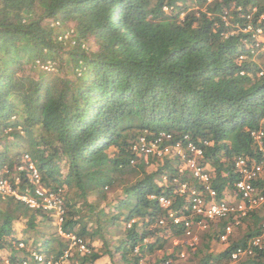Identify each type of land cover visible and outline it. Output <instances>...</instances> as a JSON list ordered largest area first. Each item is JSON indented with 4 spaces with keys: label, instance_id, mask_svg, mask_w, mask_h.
I'll list each match as a JSON object with an SVG mask.
<instances>
[{
    "label": "trees",
    "instance_id": "obj_1",
    "mask_svg": "<svg viewBox=\"0 0 264 264\" xmlns=\"http://www.w3.org/2000/svg\"><path fill=\"white\" fill-rule=\"evenodd\" d=\"M253 7L258 9L251 18L255 26L264 14V0H0V145L14 136L16 142L34 147L44 179L67 185L73 203L83 200L85 221L75 219L79 209L75 213L71 206L66 229L81 222L82 234L104 242L98 251L92 247L90 254L75 255L70 264H97L105 255L115 256L116 251L106 247L108 225L99 216L103 209L97 211L99 206L88 197L97 193L106 199V192L118 186L119 175L141 176L122 191L128 198L119 207L129 210L127 220L151 219L142 234L137 223L126 228L117 247L122 264L138 259L133 254L136 245L142 254L164 247L167 240L143 243L162 232L153 224L165 215L148 195H173V182L157 184L164 171L171 181L187 178L178 172V161H167L154 171L140 161L131 165L132 147L141 133L190 135L214 168L213 186L219 194L241 177L236 159H259L251 133L264 129V75L258 76L260 68L246 49L245 40L252 39L253 31H243L249 21L245 15ZM224 11L229 25L222 19ZM259 25L264 29V19ZM70 31L76 44L59 40ZM240 52L247 58L239 61ZM39 59L53 60L57 73L35 67ZM11 126L25 135L7 132ZM253 182L264 191V177ZM173 196L183 202L177 193ZM45 216L0 196V264H21L28 253L17 248L24 239L18 225L37 230ZM88 219L96 227L88 226ZM118 220L114 216L108 222L120 226ZM263 220L255 210L241 217V223H248L243 237L230 240L216 254L212 240L218 235L206 238L193 252L197 264H233L231 253L247 248L262 233ZM169 227L174 235L182 234ZM54 238L48 241L56 242L58 250L50 251H62L64 241ZM176 248L165 255L175 258ZM236 264H264V241Z\"/></svg>",
    "mask_w": 264,
    "mask_h": 264
},
{
    "label": "clouds",
    "instance_id": "obj_2",
    "mask_svg": "<svg viewBox=\"0 0 264 264\" xmlns=\"http://www.w3.org/2000/svg\"><path fill=\"white\" fill-rule=\"evenodd\" d=\"M209 1H211V0H209ZM165 10H169V9L167 7H165ZM257 11H258L257 7H253V8H251L250 12H248V14L245 15V17L247 19H249V21L245 24V26L243 28L244 32L253 31L252 39L247 38L245 40L246 49L252 54L251 55L252 57L255 56L256 54H258L259 52L264 51V39L260 38V37H255L256 35H254L255 30L257 28H262V26H260L259 24H261L262 19H264V14L260 16V18L258 20L259 24H255V26H254V23L251 21L252 15H254ZM222 19L226 23V25H229L231 23V21L228 17V11L223 12ZM248 25H252L253 29L252 30H246L245 28ZM263 31H264V29H263ZM66 33H68V32H65V34ZM72 33H73V31H70L69 37L67 38L68 40L71 39L70 36ZM254 38H255L256 42L253 41ZM59 40H61V39H59ZM72 40H74L76 42L75 39H72ZM257 42H260L259 46H256ZM240 56H242V58H240ZM245 58H247V54L245 52H240L238 55V60L242 61ZM37 62H38V60H37ZM37 62H36V64H37ZM43 64H47V63H45L43 61ZM37 66L39 67V69L46 70V71H54L55 70L54 66L52 69H44L41 67V64H38ZM37 66H35V67H37ZM256 71H257L258 76L264 75V69L260 68V69H257ZM244 73H245L244 71L241 72V74H244ZM263 118H262L261 122L264 124ZM6 131L7 132L13 131L14 133L18 132L19 134L21 133L22 135H25V134H23V132L21 131V129L19 127L16 128V127L11 126ZM146 133H147L146 131L144 134L141 133L138 140L136 142H134L132 149H133L135 155L130 161L131 165H135L137 162L140 161V162L146 164L147 167H149L150 164H156V167H158L159 165H163L167 161H169V162L178 161V164H177L178 172L180 174H183L187 178L186 181H180L178 178H175L173 181H171L170 174L167 171H164L165 174L162 176V178H160V180L158 179V181H157V184L160 185L161 187L167 186L171 182H173L174 185H177L173 191V195L175 193H177L178 195L183 197L184 199H183L182 203L176 202L175 197L172 194L171 195L165 194L166 191L160 192L159 194L148 195V198L150 200L155 201L156 204L165 211V215L157 217L155 219V224H153L157 227H161L162 232H160L159 235L156 234L154 237H147V238L143 239L144 240L143 243H155L158 239L159 240H167L171 237L172 238L173 237L179 238L178 235L173 234L174 232L171 230V228L169 226L174 227L177 231H182V229H180L176 225H174V223H172V221L170 219L166 220L163 223H161V221L166 219L165 216H168L169 210L178 209L179 207L184 206L186 204L188 195L181 193V191H180L181 185L187 184V185H189V187H196V188L202 189L204 183H201L198 180V178H196L190 170H188L187 168H184L185 159L183 158V153L184 152L187 154L190 153V151L188 150L187 144H188L189 140L191 142H193L190 135L185 134L182 138L181 137L177 138L172 133H167V132H160L158 134H153L151 136H148ZM163 134H166V135L171 134L173 139L171 141L170 140L167 141L168 139L165 140L167 142L164 141L162 144H160V148L165 147V144H173L174 145V143H176L177 141H183V143H184V145L182 147L183 153L177 152V153L158 154V152H156V153H145V152L140 150L141 145L143 143L151 144V143L155 142L156 139L161 137ZM10 139H11L10 143L5 144V146L0 145V181H2V183H5V185H9L15 191V193H3L2 191H0V196L2 198H5V199L6 198H14L17 201L22 202V204L25 206V208L32 210V211H40V212H43L44 214H46L45 218H43V219L48 220L52 224V226L55 227V232L62 238V240L65 243L64 249L62 251L51 252L48 244L46 243L47 240H45L44 238L41 239L39 236L33 235L34 240H31L32 237L23 236L24 239L20 240L18 242L17 248L20 250L21 249L26 250L28 254L26 256L22 257L21 264H23L24 260H27L28 264H38L33 259V253L34 252L41 253V254L45 255L46 257L52 256L55 258H59V257L63 256L65 254V252L67 251L69 253V256L64 257L63 264H70L69 261L71 259L75 258V255H77V254H79V255L90 254L93 251L92 247L95 248L93 246V240L91 238H89L88 235L82 234V232L80 231L81 222L85 221V217H86L85 206L82 203L83 200L79 199L78 202L73 203L71 201V197H70L72 195L69 193L70 189L67 185H63L61 187L58 184H56L55 182H51V181L49 182V181L44 179L43 171L40 167L41 163H40L38 157L37 158L34 157V154H35L34 153V151H35L34 147H32L28 142H25V141H24L25 143H23V144H21L20 142H16V140L14 139V136L13 137L11 136ZM21 140H23V139H21ZM193 143H195V142H193ZM18 144H21V145H18ZM199 158H200V161L203 163V165H205V167L207 169L206 171L210 175L211 179L209 180V184L213 189H215L217 191V197H218L219 191L215 186H213L214 185V179H215L214 168L211 165V163L209 161H207L204 152H202V155ZM244 158H246V157H244ZM254 159H256V158H254ZM236 161H238V160L237 159L235 160V164H236ZM249 161H250V159H249ZM208 165H210V166L208 167ZM156 169H153L152 171H154ZM240 179H241V177H240ZM236 181H235V183H236ZM235 183H234V187H235ZM38 189L42 190L45 195H47V196L53 195L54 199H58L57 206L52 207V208H44L43 206L30 207L28 205V203L26 202V200H24V198H34V199H37L41 203L43 202L44 195H40L37 192ZM105 189L107 190L108 187H106ZM152 195H155L157 198H152ZM162 195L167 196L171 199L170 207L164 208L160 204V202L158 201V198ZM126 198H128V195L126 196L122 192V194L119 196V198L118 197L116 198L118 200L116 202L115 207H114V205L112 206L115 208L113 210L114 214L112 213L113 215H111V213L109 214V212L104 213V214H109L110 217L117 216L119 218L118 221L120 222V224L123 225L124 230H126V228L127 229L131 228L135 223H137V225H138L137 231L140 232V234H142L144 225H146V228H147L151 219L148 216H146V217H134L130 220H127L129 210L123 209L122 207H119V204H117L119 202H123ZM238 200H240V197H238ZM71 206H73V210L75 213L79 209V211L77 213V215H79V216L75 219H80L81 222L78 225H76L73 229H69V228L66 229L65 224L67 222V219L70 218V216H71L70 215V211L72 210ZM255 209H258V208H255ZM255 209H252V210H255ZM252 210H249L248 213ZM104 214L102 215V217L104 216ZM245 216L239 217V222L237 223V225L240 224L241 217H245ZM124 218L126 220H124ZM192 218H193L194 223H197L202 218V216H193ZM43 219H42V221H43ZM222 220L226 221L225 225L229 222L227 219H222ZM222 220H220V221H222ZM213 222H217V221L208 220V222H207L208 226H210V224ZM87 223H88V226L96 227V224L94 223L93 219H88ZM263 223H264V220L262 222V225H263ZM237 225L233 226V232H234V228ZM164 229H166V230H164ZM34 231H37V230H29V232H34ZM38 232H39V229H38ZM181 235H183V231H182ZM231 235L224 242L229 243V241L231 240ZM73 237L83 239L84 242L86 243L87 251H80L79 246L77 244L73 243V241H74ZM152 238H155L156 240L152 241L151 240ZM218 238L220 241H223V240H221L220 235H218ZM51 239H52V237H51ZM20 243H23L24 245L21 247L19 245ZM166 243H167V241L165 242V244ZM164 247H165V245H164ZM164 247H159L158 249L156 248L155 250H165ZM136 249H138V250L136 251ZM166 252H168V251L166 250ZM171 253H174V251ZM133 254H135L138 257V259L136 258L137 260L134 258L138 264H145L146 260L149 262L151 261V259L150 260L147 259V256H149L151 253L146 251L144 254H142L141 249H140V245H136L134 247ZM146 254H149V255H146ZM178 254H176V255H178ZM162 256H165V251H164V255H162ZM143 257H145L146 260L143 259ZM167 257L168 256H165L164 259H166ZM230 257H231V255H230ZM160 258H162V257H160ZM160 258H158V259H160ZM177 258H179V257H177ZM177 258H175V260ZM164 259H160L161 263L163 262ZM5 261L7 263H9V260L7 261L5 259ZM231 262H232V260H231ZM233 264H236V263H233Z\"/></svg>",
    "mask_w": 264,
    "mask_h": 264
},
{
    "label": "built area",
    "instance_id": "obj_3",
    "mask_svg": "<svg viewBox=\"0 0 264 264\" xmlns=\"http://www.w3.org/2000/svg\"><path fill=\"white\" fill-rule=\"evenodd\" d=\"M246 30H252V25H248ZM255 37H260L264 39V31L262 28H257L255 30ZM69 37V33L61 36L60 39H65ZM260 42L256 43V46H259ZM242 58V56H240ZM41 64V67L44 69H51V64ZM53 68V67H52ZM264 122V118H263ZM252 137L256 140L257 150L259 153V159H253L252 161L244 157H240L236 161L235 169L240 173L241 179L235 183V191L240 200L229 201L223 197H217V191L213 189L209 180L210 175L206 171L205 165L200 161V156L202 155V149L199 148L195 143L188 141L187 147L190 151L189 154L183 153L182 147L184 145L183 141H177L173 144H165V147L160 148L165 140L171 141L173 139L171 134H163L161 137L157 138L155 142L151 144L143 143L140 150L145 153H183V158L185 159L184 168L190 170L196 178L201 183H204L203 188L199 189L196 187H189L187 184L181 185V193L187 194V202L184 206L179 207L178 209L169 210L168 216H165L166 219L162 220L161 223L166 220H171L174 225L182 229L183 235L190 237L193 235L194 226L197 224L203 228L208 227V220L220 221L222 219H227L229 222L225 225L223 232L220 234V238L223 241H226L228 237L233 232V226L237 225L239 222L240 216L247 215L249 210L263 207L264 206V191L258 190L253 183V180L264 177V129H258L252 131ZM165 141V142H167ZM6 182V181H5ZM0 191L3 193H15V191L9 186L5 185L0 181ZM40 195H44L43 202H39L34 198H24L30 207H40L52 208L57 206L58 199H54L53 195H45L44 192L40 189L37 190ZM206 193V194H205ZM152 198H157L155 195H152ZM158 201L164 208H168L171 205V199L167 196H160ZM60 207V206H59ZM193 216H202V218L194 223ZM74 244H77L80 248V251H87L86 243L81 238L73 237ZM264 241V223L263 231L260 235L254 237L247 248L239 247L231 253V260L233 263H237L243 255H250L253 253L254 247H261L262 242ZM21 247L23 243L19 244ZM138 249H136L137 251ZM176 255V254H175ZM69 253L66 251L65 254L59 258L55 257H46L41 253H33V259L38 264H63L64 257H68ZM184 258L185 253L180 252L175 258ZM174 257L168 256L160 264H172L175 260ZM23 264H28L27 260H24Z\"/></svg>",
    "mask_w": 264,
    "mask_h": 264
},
{
    "label": "rangeland",
    "instance_id": "obj_4",
    "mask_svg": "<svg viewBox=\"0 0 264 264\" xmlns=\"http://www.w3.org/2000/svg\"><path fill=\"white\" fill-rule=\"evenodd\" d=\"M70 41H71V43L76 44V42L74 40L70 39ZM88 46L89 45L87 43L86 44L84 43L83 47L88 48ZM251 59H252V61H254V63L257 65V67L264 69V51L259 52L258 54L253 56ZM40 63H43V61ZM45 63L51 64L52 67L54 66V69H55L54 73H57L59 67L57 68V65L54 63L53 60H48ZM38 64L39 63L37 62V64L34 66H37ZM52 67H51V69H52ZM147 168H148V170L152 171L153 169H156V164H150V166ZM119 177H120V182L118 184H115V185H118L116 188H120L121 191H123V189L125 187H129L130 185H132V183H134L139 178H141V176H139L137 174L134 175L132 178H125L126 175H122V176L119 175ZM120 195H121V193H120ZM120 195L115 196L114 202H117L118 199H116V198L117 197L119 198ZM108 207H110V206H108ZM114 207H115V205H114ZM114 207L109 208L110 209L109 214L110 213H111V215L114 214V211H113L115 209ZM255 211L258 215L264 216V207H260L258 209H255ZM109 214H104V216L102 217V219H103L102 222L105 223L106 225H108V233L109 234H108L106 247L111 249L114 252L116 251L115 252L116 254L113 258H110V256H109V259L107 260V262L103 263V264H122V262L120 260V254L117 252V247L121 243V241L124 237L125 230H124L122 224L119 223L120 226H118V222H112V224H111V222H108L110 219ZM218 223L219 222H213L212 224H210V226H208V228H203L201 226L195 225V227L193 229V235L192 236L187 237L185 235H180L179 238H176V237L172 238L171 237V238L167 239V243L165 244V247H164L165 250H167L169 253H171L173 251L177 252L176 247H178L179 252L185 253L184 258H177L173 264H197L198 258H194L193 252H195L197 249L199 250V248L202 247L201 245L207 242L206 238H204V234H208L215 226L218 225ZM247 225H248L247 222H245V223L240 222V224L234 228V231L235 230L237 231V239H240L243 237L244 232L247 228ZM232 239H233V237L231 238V240ZM214 240H217V241L214 242V244H212L213 253L221 252L222 250L219 249L218 244H220V246L223 247L224 243H221L216 238ZM103 247H104V243H103ZM146 255H149V254H146ZM165 256H161L162 258H160V259H164ZM9 258H10V256L6 257L5 259L8 261ZM143 259H145V257H143ZM160 259L158 260L159 262L157 264L161 263ZM148 260H150V259H148ZM151 263H154V262H151ZM125 264H138V263L134 260L133 263H125ZM145 264H150V263H149V261L146 260Z\"/></svg>",
    "mask_w": 264,
    "mask_h": 264
},
{
    "label": "crops",
    "instance_id": "obj_5",
    "mask_svg": "<svg viewBox=\"0 0 264 264\" xmlns=\"http://www.w3.org/2000/svg\"><path fill=\"white\" fill-rule=\"evenodd\" d=\"M210 165H208L209 167ZM116 186L112 189H110L109 191L106 192V196L107 198L106 199H99V194L97 193H91V195L88 197V202L89 203H94L96 204V206L98 205L99 208L98 210L100 209H103L102 213L99 215L100 217L104 214V213H107L109 212V208L112 207L113 205H116V202H114L115 200V196H118L120 195V193L122 194L121 192V189L120 188H116ZM115 189V190H114ZM220 197H223L225 199H228L229 201H236L238 200V195L236 194V191H235V187L234 185H227L224 187V189L222 190L221 194L218 195V198ZM119 204V203H117ZM110 206V207H108ZM97 210V211H98ZM110 218V216H109ZM223 221V220H222ZM222 221H217L219 222L217 226H215L207 235L205 238H207V240H210L213 236L215 235H220L223 231L221 230H224V228L220 230L219 228V225ZM212 224V223H211ZM18 228H19V232L21 235L23 236H26V237H32L31 240H34V236L33 235H37L39 236L41 239L44 238L45 240H50L51 237H53V239H55L54 237H59L61 238L56 232H55V227L52 226V224L46 220V219H43V221H41V225H40V228H39V232H38V229L37 231H34V232H29L28 229H26L24 227L23 224H19L18 225ZM28 235V236H27ZM233 237L232 240H237V231L235 230L232 235H231V238ZM152 241H155L156 239L155 238H152L151 239ZM219 240V239H218ZM213 244L214 242H216L217 240H212ZM220 241V240H219ZM49 242V241H48ZM221 243H224L223 244V247L220 246V244H218L219 246V249L221 250H224L226 249L228 246H229V243L228 242H224V241H220ZM103 241L101 239H95L93 240V246L95 247V250L98 251L100 250L102 247H103ZM49 248H54L55 251H57V244L56 242H53V241H50L49 243H47ZM164 251L166 250H155L153 251L148 257L147 259H151V260H157L158 258H160L162 255H164ZM213 252V250H212ZM216 254V253H214ZM151 257V258H150ZM109 259V257L107 255H105L101 260H99V263L97 261V264H103V263H106L107 260Z\"/></svg>",
    "mask_w": 264,
    "mask_h": 264
}]
</instances>
